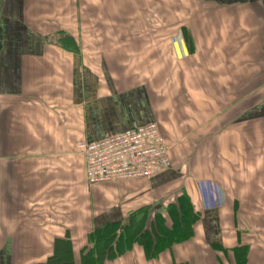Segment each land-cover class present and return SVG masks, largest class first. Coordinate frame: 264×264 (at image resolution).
Here are the masks:
<instances>
[{"label":"crops","instance_id":"crops-1","mask_svg":"<svg viewBox=\"0 0 264 264\" xmlns=\"http://www.w3.org/2000/svg\"><path fill=\"white\" fill-rule=\"evenodd\" d=\"M152 122L174 167L86 183L78 144ZM182 195L191 234L153 254ZM143 217L147 245L127 243ZM108 226L123 248L101 264H264V0H0V264L66 238L82 264Z\"/></svg>","mask_w":264,"mask_h":264},{"label":"built area","instance_id":"built-area-1","mask_svg":"<svg viewBox=\"0 0 264 264\" xmlns=\"http://www.w3.org/2000/svg\"><path fill=\"white\" fill-rule=\"evenodd\" d=\"M89 186L127 180H150L170 167L168 146L155 123L77 145Z\"/></svg>","mask_w":264,"mask_h":264},{"label":"trees","instance_id":"trees-1","mask_svg":"<svg viewBox=\"0 0 264 264\" xmlns=\"http://www.w3.org/2000/svg\"><path fill=\"white\" fill-rule=\"evenodd\" d=\"M167 226L164 218L160 214H155L153 221L149 227V234L154 240L149 242L153 254L159 253L162 250L169 249L173 244L182 242L191 234V226L197 220V215L192 214V207L189 199L185 196H179L176 204L170 205L167 210ZM145 217L141 219L140 228L137 224L129 227L123 239H127V243H139L146 246L147 238L142 234ZM190 229V231H189ZM144 238V239H143ZM142 239V240H141ZM120 238L117 237L116 226H108L101 230H96L89 236V241L94 244L99 253L94 258V252L90 250L86 256L81 258L82 264H101L103 260L110 259L118 250L123 247L119 243ZM126 246H124L125 248ZM245 247L238 246L234 248L233 253L238 264H244L246 258ZM36 264H74L72 246L68 238L56 239L54 241L53 253L44 262Z\"/></svg>","mask_w":264,"mask_h":264},{"label":"rangeland","instance_id":"rangeland-1","mask_svg":"<svg viewBox=\"0 0 264 264\" xmlns=\"http://www.w3.org/2000/svg\"><path fill=\"white\" fill-rule=\"evenodd\" d=\"M159 18H154V21H152V24H155L156 22H155V20L157 21ZM184 19V18H183ZM162 20H164V18H160V20H159V22L161 21L162 22ZM174 18H172V17H168L167 18V22H166V24H174ZM169 53H170V51H169ZM174 67V66H173ZM157 74H156V77L158 78L159 77V73L158 72H156ZM222 106H224V107H226V104H222ZM168 109L169 110H171V111H173V107L172 106H169L168 107ZM237 120V115H236V117H235V119L233 120L232 119V117L230 118V121H232V124L231 125H233V122H235ZM172 124L173 122L172 121H169L168 122V124ZM233 129H235L236 131L238 130V128H239V126L236 124L235 126H233L232 127ZM167 143V146H168V151H169V155H171V157H170V159L172 160H170L172 163V165H171V167H174L175 166V164L174 163H176V148H175V145L171 142H166ZM187 148H188V151H189V153H190V147L192 148V146H186ZM196 148V146L194 147V149ZM203 150H204V155H203V157H198L197 158V160H196V162L198 161V165L199 164H201L202 163V161H205V154H206V147H205V145H203ZM171 151L173 152V154L171 153ZM201 160V161H200ZM203 168L206 170V167H204L203 166Z\"/></svg>","mask_w":264,"mask_h":264}]
</instances>
